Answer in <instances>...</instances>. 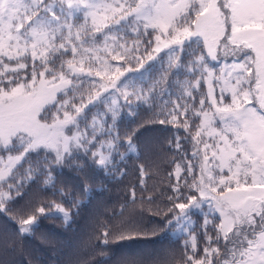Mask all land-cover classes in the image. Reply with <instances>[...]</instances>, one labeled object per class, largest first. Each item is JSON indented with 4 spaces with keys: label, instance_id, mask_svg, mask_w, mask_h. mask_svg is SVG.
I'll return each instance as SVG.
<instances>
[{
    "label": "snow or ice",
    "instance_id": "6c2138e0",
    "mask_svg": "<svg viewBox=\"0 0 264 264\" xmlns=\"http://www.w3.org/2000/svg\"><path fill=\"white\" fill-rule=\"evenodd\" d=\"M140 109L170 126L156 215L183 241L152 264H264V0H0V215L17 234L78 206L15 214L32 184L63 197L65 169L124 175L118 123Z\"/></svg>",
    "mask_w": 264,
    "mask_h": 264
},
{
    "label": "trees",
    "instance_id": "16d2710c",
    "mask_svg": "<svg viewBox=\"0 0 264 264\" xmlns=\"http://www.w3.org/2000/svg\"><path fill=\"white\" fill-rule=\"evenodd\" d=\"M118 127L122 136L134 133L136 145L124 165V175H108L99 169H65L56 185L57 189L66 188L68 195L63 197L42 183L26 188L27 194L15 205V214H28L53 200L70 207L73 196L78 206L72 207V219L67 224L62 219L40 216L36 231L27 237L17 234L10 216L0 215V264H152L181 257L183 241L160 231L162 218L156 215L171 194L168 172L174 156L168 143L170 126L153 123L152 114L140 109L134 117L125 115ZM105 229L110 233L107 245L101 240ZM121 232L142 235L115 239Z\"/></svg>",
    "mask_w": 264,
    "mask_h": 264
}]
</instances>
